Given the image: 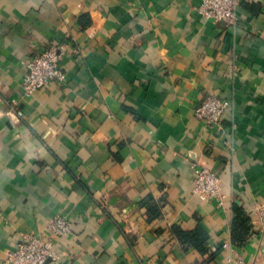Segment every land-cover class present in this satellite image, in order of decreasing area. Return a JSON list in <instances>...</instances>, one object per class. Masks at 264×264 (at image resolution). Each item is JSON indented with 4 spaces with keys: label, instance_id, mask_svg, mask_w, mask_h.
<instances>
[{
    "label": "crops",
    "instance_id": "0c3cea01",
    "mask_svg": "<svg viewBox=\"0 0 264 264\" xmlns=\"http://www.w3.org/2000/svg\"><path fill=\"white\" fill-rule=\"evenodd\" d=\"M201 3L0 0V264L58 216L73 231L49 264H264V0L237 24ZM61 45L65 80L25 95V63ZM210 96L231 101L221 126L196 116ZM193 163L220 176L222 206L193 194ZM199 226L204 251L174 232Z\"/></svg>",
    "mask_w": 264,
    "mask_h": 264
},
{
    "label": "built area",
    "instance_id": "2783aa9c",
    "mask_svg": "<svg viewBox=\"0 0 264 264\" xmlns=\"http://www.w3.org/2000/svg\"><path fill=\"white\" fill-rule=\"evenodd\" d=\"M249 0H202L200 12L207 20L214 22L227 21L237 24L239 8ZM65 45L45 47L41 52L32 56L26 63V73L23 81V92L31 96L51 85L65 80L62 70V59ZM231 106L228 99L210 96L203 98L196 107V116L209 126H221ZM17 115L22 117V112ZM196 176L193 194L202 200H214L219 206L224 204L225 196L222 191L220 176L210 168L193 163ZM255 224L259 232L264 233V204L254 208ZM50 236L44 238L38 234H24L19 245L10 250L4 264H49L58 259L56 239L71 234L73 225L63 217H55L48 226ZM232 264H249L242 258L232 259Z\"/></svg>",
    "mask_w": 264,
    "mask_h": 264
},
{
    "label": "trees",
    "instance_id": "16d2710c",
    "mask_svg": "<svg viewBox=\"0 0 264 264\" xmlns=\"http://www.w3.org/2000/svg\"><path fill=\"white\" fill-rule=\"evenodd\" d=\"M152 198L149 197L144 201L149 207V213L152 216L158 215L159 210L152 203ZM236 219L233 224V233H234V241L236 242H244V236L249 235L250 227L247 225V218L245 215V210L242 207L237 206L235 209ZM174 232L178 235L180 240L185 244H190L196 246L200 251H204V245L207 244V233L203 229L202 226H199L194 232H185L180 228H175Z\"/></svg>",
    "mask_w": 264,
    "mask_h": 264
}]
</instances>
